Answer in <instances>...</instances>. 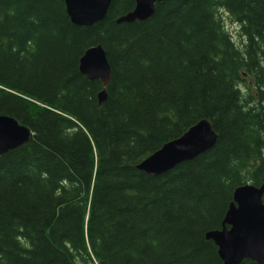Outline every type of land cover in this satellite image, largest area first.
Segmentation results:
<instances>
[{"label": "trees", "instance_id": "16d2710c", "mask_svg": "<svg viewBox=\"0 0 264 264\" xmlns=\"http://www.w3.org/2000/svg\"><path fill=\"white\" fill-rule=\"evenodd\" d=\"M134 7L112 0L83 27L64 0H0V114L33 132L0 155V264H223L205 232L236 187L264 184V0H163L116 23ZM96 44L112 68L102 104L79 70ZM202 119L213 148L138 169Z\"/></svg>", "mask_w": 264, "mask_h": 264}, {"label": "water", "instance_id": "95a60500", "mask_svg": "<svg viewBox=\"0 0 264 264\" xmlns=\"http://www.w3.org/2000/svg\"><path fill=\"white\" fill-rule=\"evenodd\" d=\"M130 12L116 19L117 24L145 21L151 18L156 5L163 0H135ZM71 21L90 27L105 19L112 0H64ZM79 70L88 80H100L102 89L97 95L99 104L108 98V86L112 80V68L102 44L87 48L80 58ZM32 130L16 118L0 114V155L29 141ZM218 133L208 119H202L189 127L181 136L167 141L160 149L138 164V169L150 176H158L179 164L193 160L213 148ZM213 241L223 264H241L252 260L264 264V184L250 182L235 188L219 229L205 233Z\"/></svg>", "mask_w": 264, "mask_h": 264}, {"label": "rangeland", "instance_id": "374dc122", "mask_svg": "<svg viewBox=\"0 0 264 264\" xmlns=\"http://www.w3.org/2000/svg\"><path fill=\"white\" fill-rule=\"evenodd\" d=\"M222 17L227 30H229L232 33L233 39L235 41H240L241 38L239 35L240 32L239 25L235 21H233L226 12L222 13Z\"/></svg>", "mask_w": 264, "mask_h": 264}, {"label": "bare ground", "instance_id": "6f19581e", "mask_svg": "<svg viewBox=\"0 0 264 264\" xmlns=\"http://www.w3.org/2000/svg\"><path fill=\"white\" fill-rule=\"evenodd\" d=\"M135 6H136V1H135ZM134 8H135V7H134ZM134 8H133V9H134ZM133 9H132V10H133ZM66 10H67V9H66ZM250 183H252V182H250ZM206 232H207V231H206ZM206 232H205V233H206Z\"/></svg>", "mask_w": 264, "mask_h": 264}]
</instances>
